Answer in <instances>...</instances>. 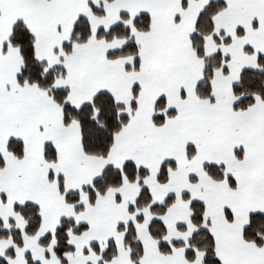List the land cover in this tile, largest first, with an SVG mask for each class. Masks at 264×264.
I'll list each match as a JSON object with an SVG mask.
<instances>
[{
  "label": "snow or ice",
  "instance_id": "obj_1",
  "mask_svg": "<svg viewBox=\"0 0 264 264\" xmlns=\"http://www.w3.org/2000/svg\"><path fill=\"white\" fill-rule=\"evenodd\" d=\"M0 264H264V0H0Z\"/></svg>",
  "mask_w": 264,
  "mask_h": 264
}]
</instances>
